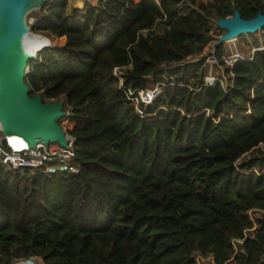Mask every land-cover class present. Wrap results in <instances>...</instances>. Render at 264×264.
Here are the masks:
<instances>
[{
  "label": "trees",
  "instance_id": "trees-1",
  "mask_svg": "<svg viewBox=\"0 0 264 264\" xmlns=\"http://www.w3.org/2000/svg\"><path fill=\"white\" fill-rule=\"evenodd\" d=\"M181 1L44 3L31 29L61 48L29 59L25 81L31 95L63 100L78 172L0 167V264H195V251L264 264V52L225 67L227 91L197 90L204 60L158 70L201 53L217 19L264 13V0ZM116 66L125 89L147 87L152 73L191 88L164 86L139 116ZM253 225L235 251L231 239Z\"/></svg>",
  "mask_w": 264,
  "mask_h": 264
},
{
  "label": "water",
  "instance_id": "water-1",
  "mask_svg": "<svg viewBox=\"0 0 264 264\" xmlns=\"http://www.w3.org/2000/svg\"><path fill=\"white\" fill-rule=\"evenodd\" d=\"M46 1L0 0V129L5 136L22 137L31 147L37 142H57L65 147L66 134L59 123L66 115L63 100H46L39 93L31 95L25 81L28 60L36 58L41 50H32L29 42L34 35L47 37L31 29L42 18ZM98 1L71 0L75 9H83L86 3L95 6ZM216 25L224 31L218 38L219 45L241 33L263 30L264 13L243 19L234 10L231 16L217 19Z\"/></svg>",
  "mask_w": 264,
  "mask_h": 264
},
{
  "label": "built area",
  "instance_id": "built-area-1",
  "mask_svg": "<svg viewBox=\"0 0 264 264\" xmlns=\"http://www.w3.org/2000/svg\"><path fill=\"white\" fill-rule=\"evenodd\" d=\"M157 2V0H154ZM183 4L190 5L187 1L182 0L177 7H181ZM228 17V16H227ZM216 24V22H215ZM215 29L211 32L212 39L204 47L201 53L193 56H189L180 63H164L158 70H163L176 65H182L189 62H197L204 60L205 74L203 76V84H201L197 90L205 85L214 86L219 83L221 87L227 91L231 87V83L228 85L225 77V67L232 68L239 61H251L254 54L258 52H264V39L259 34V38L262 39L260 43L252 46L250 40H248L251 50L250 55H244L242 52L238 51L235 47L231 46L226 49L224 47L223 54L221 56L223 65H221L215 56V47L218 45V38L214 33ZM262 31V30H261ZM261 31H258L260 33ZM146 30H142L141 33L145 34ZM235 39V38H234ZM225 42V41H224ZM223 42V43H224ZM228 40H226V45ZM55 48V47H54ZM125 66L113 67L112 74L118 80L119 88L122 89L130 105L135 109V112L139 116H144V110L147 106L151 105L155 99H157L161 90L167 85H178L182 87L191 88L190 85L184 84L182 82H174L172 77H166L161 75L162 80L152 82L150 87H145L142 89L123 87L122 78L124 75ZM219 69L220 71L218 72ZM29 73V66L25 68V75ZM230 75L232 73L230 72ZM150 76V75H149ZM66 139L67 145L65 147L59 145L57 142H37L34 146H28L26 141L17 135L5 136L2 134L0 129V167L5 170H9L17 173H30V174H67L75 175L78 172L77 167L74 164V148L73 143L75 138L71 136L66 129ZM253 210V209H252ZM252 210H249V216ZM254 225L250 229L243 230L244 237L242 239H231L234 250L236 251V245H241L246 239L249 231L254 230ZM193 259L195 264H215L211 256L204 257L199 252H193Z\"/></svg>",
  "mask_w": 264,
  "mask_h": 264
},
{
  "label": "rangeland",
  "instance_id": "rangeland-1",
  "mask_svg": "<svg viewBox=\"0 0 264 264\" xmlns=\"http://www.w3.org/2000/svg\"><path fill=\"white\" fill-rule=\"evenodd\" d=\"M68 2L70 3L69 5H71L73 7L71 0H68ZM216 27L217 28H216L214 33L216 34V38H219L222 35L221 33H224V31H222L217 25H216ZM38 33H42V32H38ZM42 34L46 35L47 37H49L52 40H55L54 37H52L48 33H42ZM259 34L263 38L264 29L260 33H258L257 31L248 32L246 34L241 33L237 38L229 39L227 45H226V41L223 44H224V47H226V49H228V47L231 46L232 48L235 47L238 51L242 52L244 55H250L251 47H250L248 40H250V42L252 43V46H254L257 43H260V41L262 39L259 38ZM256 41H257V43H256ZM57 47H60V46H56L55 48H57ZM49 49L50 50L54 49V47L51 46V47H49ZM217 70H218V72L220 71L219 69H217ZM153 78H154V73H152L150 76H148V78H147L148 79V85H147L148 87H150L152 85ZM61 125L64 129H67L68 126L71 127V125H68V123L66 121H63ZM260 146L263 148L264 144H260ZM250 215L254 216V217L258 216L257 212H251ZM238 248H239V246L236 245V249H238ZM24 262H29V264H32V263L33 264H43V261L40 258L36 259V260L30 259V260L24 261ZM200 264H203V263H200Z\"/></svg>",
  "mask_w": 264,
  "mask_h": 264
},
{
  "label": "bare ground",
  "instance_id": "bare-ground-1",
  "mask_svg": "<svg viewBox=\"0 0 264 264\" xmlns=\"http://www.w3.org/2000/svg\"><path fill=\"white\" fill-rule=\"evenodd\" d=\"M58 45H60V42L57 39L52 41L47 37H44V36L40 37L37 35L32 36L31 41L29 42L30 48L34 51L40 50L46 46L47 47H51V46L56 47ZM12 264H24V262L20 261V262H15Z\"/></svg>",
  "mask_w": 264,
  "mask_h": 264
},
{
  "label": "crops",
  "instance_id": "crops-1",
  "mask_svg": "<svg viewBox=\"0 0 264 264\" xmlns=\"http://www.w3.org/2000/svg\"><path fill=\"white\" fill-rule=\"evenodd\" d=\"M52 37H54V39H58L57 37H55V36H53V35H51ZM61 38V37H60ZM52 40V39H51ZM53 41V40H52Z\"/></svg>",
  "mask_w": 264,
  "mask_h": 264
}]
</instances>
